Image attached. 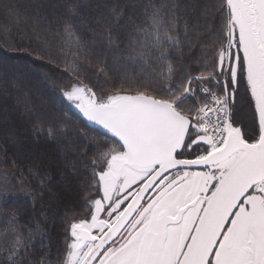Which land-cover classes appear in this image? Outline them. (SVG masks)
<instances>
[{
	"label": "snow or ice",
	"instance_id": "obj_1",
	"mask_svg": "<svg viewBox=\"0 0 264 264\" xmlns=\"http://www.w3.org/2000/svg\"><path fill=\"white\" fill-rule=\"evenodd\" d=\"M212 6L227 14L225 26L209 19L210 8L190 24L171 0L175 36L157 31L155 48L144 37L139 56L130 57L166 62L169 71L158 78L137 83L133 74L129 85L100 88L99 76L109 73L92 65L84 44L71 57L68 45L58 59L37 55L66 77L62 98L102 132L96 145L82 133L81 157L91 149L105 164H82L90 182L53 252L39 221L22 225L17 211L2 206L14 194L36 195L23 187L24 170H32L8 159L11 171L0 173V264H264V0ZM105 39L113 42L111 30Z\"/></svg>",
	"mask_w": 264,
	"mask_h": 264
},
{
	"label": "trees",
	"instance_id": "obj_2",
	"mask_svg": "<svg viewBox=\"0 0 264 264\" xmlns=\"http://www.w3.org/2000/svg\"><path fill=\"white\" fill-rule=\"evenodd\" d=\"M222 2L176 0L181 5L180 11L188 15L190 24L200 16L202 9L210 8L209 19L218 18L220 27L225 26L227 14L219 13L212 5ZM42 3V0H0V60L3 62L0 65V168L11 171L6 162L16 159L21 162L22 170H32H24L23 186L36 195L10 199L3 207L17 211L22 225L32 226L33 218L39 221L45 230V242L50 238L54 252L57 242L63 239L65 217L80 205V197L90 182L82 164L100 158L91 149L87 158L81 157V152L87 148L82 133H86L87 140L94 145L103 141V135L65 108L48 83L50 79L66 83V77L47 58L39 59L37 55L50 54L58 59V51L68 45L72 46L66 49L71 57V52L77 50L74 46L84 44L90 49L92 65L104 64L109 73L107 77L99 76L98 86L117 87L122 80L124 85L131 84L133 74L137 83L167 75V63L157 61L155 54L143 63H133L130 57L139 56L144 37H149V46L155 48L158 42L152 41L151 35L158 31L161 39H170L176 33L168 24L173 19L171 0H51L47 5ZM146 3L157 6L158 11L149 8L145 12ZM165 4L168 7H164ZM65 24L70 25L67 30ZM49 27L52 33L59 31V35L46 32ZM108 30L113 33L111 44L105 39ZM193 52L200 54L199 49ZM145 68H150L151 72H144ZM40 79H44L46 85L40 86ZM89 79L96 86V77L91 72ZM32 105L39 112L33 111ZM240 106L243 119L246 116L243 101ZM38 129L44 134L37 136ZM41 182L47 187H42ZM33 251L38 259L40 245ZM52 259L57 257L53 255Z\"/></svg>",
	"mask_w": 264,
	"mask_h": 264
},
{
	"label": "rangeland",
	"instance_id": "obj_3",
	"mask_svg": "<svg viewBox=\"0 0 264 264\" xmlns=\"http://www.w3.org/2000/svg\"><path fill=\"white\" fill-rule=\"evenodd\" d=\"M50 1H51V0H42V2H43L42 4H43V5H47V2H50ZM71 19H72V18H71ZM1 64H3L2 60H0V65H1ZM46 82H47V81H46ZM47 83H48V82H47ZM42 84H45V85H46L44 79H40V83H39V85L42 86ZM48 85L50 86L49 88L53 89V90L57 93V95L60 97V101H61L62 104L65 106V108H66V109H67V110H68L73 116H75V117H77V118L80 119V117H79V116H81L80 112H78L77 109H76L75 107L71 106L68 102H66L65 99L62 98V96L60 95L59 89H60L61 87H65V86H66V83H57L55 80L50 79ZM34 87H35V85H34ZM35 88H36V87H35ZM32 89H34V88H32ZM26 97H28V94H26ZM37 101H38V102H42V100H41V99H38V98H37ZM42 103L45 104V102H42ZM56 107H57V105H55V108H56ZM32 108H33V111H37V112H39V109L35 108V105H32ZM32 108H31V109H32ZM31 109H30V112H32ZM97 162L99 163V166H100V167H103L104 164H105V161H104L103 159H101V157L97 160ZM0 173H7V172H5L4 170H2V169L0 168ZM16 183L19 184V181L17 180ZM23 187H24V186H23ZM24 188H25V187H24ZM25 189H27V188H25ZM27 190H28V189H27ZM15 191L19 193V192H20V189H19V188H16ZM28 191H29V190H28ZM26 197H28V195H24V194H14V195L12 196L11 199L26 198ZM2 206H3V205H2Z\"/></svg>",
	"mask_w": 264,
	"mask_h": 264
},
{
	"label": "water",
	"instance_id": "obj_4",
	"mask_svg": "<svg viewBox=\"0 0 264 264\" xmlns=\"http://www.w3.org/2000/svg\"><path fill=\"white\" fill-rule=\"evenodd\" d=\"M80 117H81V116H80ZM83 121L85 122V120H84V119H83ZM85 123H86V122H85ZM87 125H88V124H87ZM88 126H89L90 128H92V129H95V130H98V131H100V132H101V130H100V129H96L94 125H91V126H90V125H88Z\"/></svg>",
	"mask_w": 264,
	"mask_h": 264
},
{
	"label": "flooded vegetation",
	"instance_id": "obj_5",
	"mask_svg": "<svg viewBox=\"0 0 264 264\" xmlns=\"http://www.w3.org/2000/svg\"><path fill=\"white\" fill-rule=\"evenodd\" d=\"M239 107H241V106H239Z\"/></svg>",
	"mask_w": 264,
	"mask_h": 264
}]
</instances>
